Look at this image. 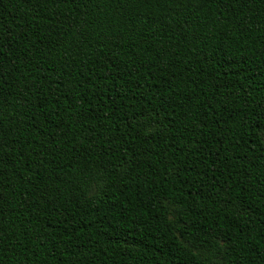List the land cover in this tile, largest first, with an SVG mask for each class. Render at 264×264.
Listing matches in <instances>:
<instances>
[{
  "label": "trees",
  "instance_id": "obj_1",
  "mask_svg": "<svg viewBox=\"0 0 264 264\" xmlns=\"http://www.w3.org/2000/svg\"><path fill=\"white\" fill-rule=\"evenodd\" d=\"M263 133L264 0H0V264H264Z\"/></svg>",
  "mask_w": 264,
  "mask_h": 264
},
{
  "label": "rangeland",
  "instance_id": "obj_2",
  "mask_svg": "<svg viewBox=\"0 0 264 264\" xmlns=\"http://www.w3.org/2000/svg\"><path fill=\"white\" fill-rule=\"evenodd\" d=\"M262 141L264 144V133L262 134ZM169 209L168 218L171 221H174L176 219V213L177 210L169 205L167 202ZM185 247H188L195 255H197L201 260H204L207 262V264H220L221 263V255L220 250L222 244H219V248H211V247H199V246H192L187 243H182Z\"/></svg>",
  "mask_w": 264,
  "mask_h": 264
}]
</instances>
